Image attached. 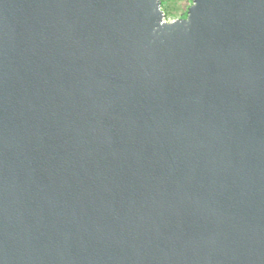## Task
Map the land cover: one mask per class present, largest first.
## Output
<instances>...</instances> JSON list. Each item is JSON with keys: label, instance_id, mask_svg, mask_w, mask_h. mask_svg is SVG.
Masks as SVG:
<instances>
[{"label": "water", "instance_id": "water-1", "mask_svg": "<svg viewBox=\"0 0 264 264\" xmlns=\"http://www.w3.org/2000/svg\"><path fill=\"white\" fill-rule=\"evenodd\" d=\"M0 264H264V0H0Z\"/></svg>", "mask_w": 264, "mask_h": 264}, {"label": "rangeland", "instance_id": "rangeland-1", "mask_svg": "<svg viewBox=\"0 0 264 264\" xmlns=\"http://www.w3.org/2000/svg\"><path fill=\"white\" fill-rule=\"evenodd\" d=\"M166 2L164 9L170 12L167 21L178 19L181 14L191 5V0H163ZM163 9V8H162Z\"/></svg>", "mask_w": 264, "mask_h": 264}, {"label": "trees", "instance_id": "trees-1", "mask_svg": "<svg viewBox=\"0 0 264 264\" xmlns=\"http://www.w3.org/2000/svg\"><path fill=\"white\" fill-rule=\"evenodd\" d=\"M191 4H192V0H191ZM161 5H162V8H163V10L165 12V16L167 18L170 15V12L168 10H165L164 9V5L166 6L167 4H166L165 1L161 0ZM188 8L181 14V16L179 18H185L187 16V14H188Z\"/></svg>", "mask_w": 264, "mask_h": 264}]
</instances>
